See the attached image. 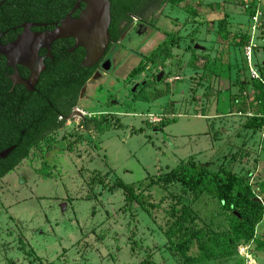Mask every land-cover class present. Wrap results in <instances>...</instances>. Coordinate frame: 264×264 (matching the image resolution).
Segmentation results:
<instances>
[{"label": "rangeland", "instance_id": "rangeland-1", "mask_svg": "<svg viewBox=\"0 0 264 264\" xmlns=\"http://www.w3.org/2000/svg\"><path fill=\"white\" fill-rule=\"evenodd\" d=\"M196 2L111 47L75 108L97 129L66 120L0 179V264H264V182L249 240L216 195L158 182L190 161L264 181L261 134L237 114L255 105L249 67L264 77V0Z\"/></svg>", "mask_w": 264, "mask_h": 264}, {"label": "trees", "instance_id": "trees-1", "mask_svg": "<svg viewBox=\"0 0 264 264\" xmlns=\"http://www.w3.org/2000/svg\"><path fill=\"white\" fill-rule=\"evenodd\" d=\"M2 1L4 4L0 9L6 8L5 13L11 19L10 22L9 20L3 22L0 18V32L26 22L47 25L45 29H32L33 32L52 30L49 25L64 19L76 2V0H0ZM109 2L111 44L117 43L120 39L121 23L125 22L129 27L136 19L154 27L158 20L157 14L165 6L200 16V7L197 6V2L193 5L189 3L190 0H109ZM72 17L77 18L78 12ZM19 33L20 31L12 33L10 42L14 41ZM225 38L227 37H223L222 43L227 41ZM73 45L72 39L58 40L53 43L51 57L44 60L45 70L31 93L20 85L14 87L9 78L13 71L6 67L4 61L0 62V152L13 148L5 158L0 159V179L27 159L31 151L47 136L64 127L66 118L77 106L82 89L93 77L96 67L84 69L80 66L84 58L82 49L68 53ZM245 45L246 42L242 40L240 46ZM110 47L111 45L107 53ZM45 54V51H40L41 57ZM17 71L21 78H28L29 72L26 69L18 67ZM249 81L252 94L256 99L254 100L255 108L254 106L244 107L242 110L238 109L240 111H237V114L239 112L244 114L250 110L253 116L248 120L253 124V128L259 131L264 126V118L261 117L264 115V86L251 79ZM245 84L247 87L248 83ZM242 90L244 91V88ZM92 123L96 124L94 127L97 129V121L88 119L81 121V125L86 130H89ZM158 182L165 186L179 184L183 189L199 193V195H216L214 199L221 203L223 210L236 215V223L232 231L235 239L241 237L242 233L247 234L248 240L252 238L254 229L252 220L259 217L256 209L260 210L261 206L253 197V189L259 188L264 181H256L253 185L241 183L234 187L223 175L208 176L203 169H197L196 164L190 161L188 165L181 166L159 178ZM110 190H121L128 204L136 201L133 190L122 181H117ZM253 208L255 211L251 210V218H249L246 213Z\"/></svg>", "mask_w": 264, "mask_h": 264}, {"label": "water", "instance_id": "water-1", "mask_svg": "<svg viewBox=\"0 0 264 264\" xmlns=\"http://www.w3.org/2000/svg\"><path fill=\"white\" fill-rule=\"evenodd\" d=\"M82 5L83 8H81ZM75 12H79L77 18L72 17ZM110 23L109 0H76L72 10L64 19L53 24L51 31L39 33L31 31V27L46 28L47 25H22V32L12 43L3 46L0 42V56L6 59V66L13 71L10 76L12 85L14 87L20 85L27 92H33L41 73L45 70L44 58L40 57L39 51L44 50L45 58H50L51 47L58 40L72 39L74 45L68 50V53L82 49L84 58L80 66L84 69L96 67L105 58L111 45ZM195 48L199 47L195 46ZM18 66L29 72L27 79L20 77L17 71ZM98 76L99 73H95L92 79ZM160 77L161 74L157 77V81L160 80ZM86 86L82 89L81 95ZM73 117L83 118V114L76 110L66 120L70 121ZM12 150L13 148H10L0 152V159L5 158Z\"/></svg>", "mask_w": 264, "mask_h": 264}, {"label": "flooded vegetation", "instance_id": "flooded-vegetation-1", "mask_svg": "<svg viewBox=\"0 0 264 264\" xmlns=\"http://www.w3.org/2000/svg\"><path fill=\"white\" fill-rule=\"evenodd\" d=\"M3 1L2 2H0V8H1V6H3ZM5 9L6 8H2V9H0V18H1V20H3V22L5 21H7V20H9V22H10V19H11V17L10 16H8L7 15V13H5ZM76 13V12H75ZM74 13V14H75ZM78 14H79V12H78ZM24 24H33V23H23V24H20V25H18V26H13V27H11V28H6V29H4V31H2V32H0V35H1V37H0V42H1V44L3 45V46H6V45H8V44H10V43H12V42H10V40H11V38L13 37V35H12V33H14V32H17V31H20V33L22 32V29H21V27H22V25H24ZM53 24H55V23H52V24H50L49 26L52 28V30H53ZM40 25H45V24H40ZM139 25H145V24H143L142 22H139L138 20H134L133 21V23L129 26V27H127V23H125V22H123V23H121V25L119 26V30L121 31V35H120V39H119V41L117 42V43H112L111 44V47L113 46V45H119L120 44V42H121V40L125 37V35L127 34V33H129V31L130 30H134V28H137ZM127 27V28H126ZM47 28V27H46ZM32 29H35V27H31V31H32ZM37 29H39V28H37ZM45 29V28H44ZM45 31H51V30H45ZM33 32V31H32ZM19 33V34H20ZM36 33H39V32H36ZM18 34V35H19ZM17 35V36H18ZM16 36V37H17ZM16 39V38H15ZM55 43V42H54ZM111 47H110V49H111ZM40 51H44V50H40ZM40 51H39V55H40ZM110 51V50H109ZM108 51V52H109ZM46 53V52H45ZM108 55V53L106 54V56ZM45 56H46V54H45ZM45 56L44 57H41V58H44V60L45 59H47V58H45ZM105 56V57H106ZM105 59V58H104ZM104 59L102 60V62H100V64L99 65H97L96 66V70H95V73H99V71H102V69L103 70H105V69H107V66H108V63L107 62H104ZM2 61H4L5 63H6V59L4 58V57H2V56H0V62H2ZM7 67V66H6ZM18 67H20V66H18ZM17 67V68H18ZM8 68V67H7ZM8 69H10V68H8ZM95 73H94V75H95ZM93 75V76H94ZM29 77V76H28ZM9 78H10V76H9ZM93 78V77H92ZM91 78V79H92ZM27 79V78H26ZM90 79V80H91ZM80 96H81V93H80ZM79 96V97H80ZM74 111H76V109H74L72 112H74ZM71 112V113H72ZM68 118V117H67ZM66 118V119H67ZM73 118H75V117H73ZM72 118V119H73ZM79 118V117H78ZM82 121H83V119H84V116H83V118H80Z\"/></svg>", "mask_w": 264, "mask_h": 264}, {"label": "crops", "instance_id": "crops-1", "mask_svg": "<svg viewBox=\"0 0 264 264\" xmlns=\"http://www.w3.org/2000/svg\"><path fill=\"white\" fill-rule=\"evenodd\" d=\"M196 46H197V45H196ZM195 49H196V48H195ZM198 49H199V48H198ZM249 68H251L253 71L256 72V70H255L252 66H250ZM249 73H250V70H249ZM256 74L258 75L259 79H252V78H251V74H250V79H251L253 82H259L260 84H262V85L264 86V77L261 78L260 75H259L257 72H256ZM263 127H264V126H263ZM258 132L261 134V138H262V139H260V146H259V148L262 149L263 146H264V129H263V130L261 129V131L259 130ZM246 146H247V145H246Z\"/></svg>", "mask_w": 264, "mask_h": 264}, {"label": "built area", "instance_id": "built-area-1", "mask_svg": "<svg viewBox=\"0 0 264 264\" xmlns=\"http://www.w3.org/2000/svg\"><path fill=\"white\" fill-rule=\"evenodd\" d=\"M250 74H251V78L252 79H259V77H258V75L256 74V72L255 71H253L251 68H250ZM238 115L239 116H245V117H247V118H252V116H253V114L250 112V111H247L246 113H238ZM262 118H264V115H262L261 116ZM263 129H264V127H263Z\"/></svg>", "mask_w": 264, "mask_h": 264}, {"label": "bare ground", "instance_id": "bare-ground-1", "mask_svg": "<svg viewBox=\"0 0 264 264\" xmlns=\"http://www.w3.org/2000/svg\"><path fill=\"white\" fill-rule=\"evenodd\" d=\"M255 114V113H254Z\"/></svg>", "mask_w": 264, "mask_h": 264}]
</instances>
